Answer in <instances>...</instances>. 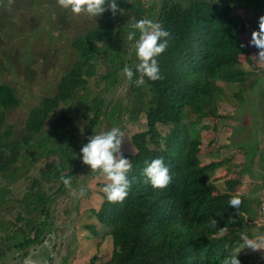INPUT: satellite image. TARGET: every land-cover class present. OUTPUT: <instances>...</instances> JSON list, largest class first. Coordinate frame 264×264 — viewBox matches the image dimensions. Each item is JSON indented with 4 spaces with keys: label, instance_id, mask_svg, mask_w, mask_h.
<instances>
[{
    "label": "trees",
    "instance_id": "1",
    "mask_svg": "<svg viewBox=\"0 0 264 264\" xmlns=\"http://www.w3.org/2000/svg\"><path fill=\"white\" fill-rule=\"evenodd\" d=\"M222 1L162 0L156 8H147L136 0H118L121 12L113 16L106 11L93 28L71 42L76 54L74 64L59 79L55 94L29 111L27 135L22 142L13 139L11 127L2 129L5 111L13 109L18 101L12 86L0 84V179L6 182L0 187V206L8 202L7 184L31 166L27 167L26 161L31 157V163L56 159L41 171L42 179L55 183L56 189L48 186V191H54L43 192L36 178L25 194V216L16 218L24 222L25 229H16L17 236L8 242L15 264L23 262L32 249L55 232V203L73 194L61 176L70 177L73 189L78 190L80 172L91 179L99 174L82 163L81 148L104 124L105 131L119 127L134 147L132 153H122L132 163L128 174L132 185L123 203H109L102 191L106 183L97 184L100 202L89 211L107 229L104 237L111 250L109 254L102 250L92 255L88 264H221L238 251L242 232L253 237L246 199L236 192L239 175L224 181L222 188L212 180L215 171L229 164L233 154L223 156L216 151V159L212 156L200 162L203 147L197 134L208 130L204 121L209 117L233 120L232 114L217 113L222 94L219 83L239 85L233 96L240 98L254 89L259 78L239 61L244 56L245 64H254L244 16L240 12L233 15V6ZM235 3L253 13L250 26L258 31L264 0ZM145 12L171 37L166 51L157 58L162 79L152 82L145 78V84L137 87L123 73L124 66L135 71L139 62L136 51L126 58L120 36L125 20L132 16L138 21ZM100 64L103 70L97 68ZM89 79L98 86L96 91L88 88ZM121 86L125 87V103L114 99ZM58 109L57 116L45 127L51 113ZM185 117H189L187 123ZM78 118L81 123H77ZM211 127L216 132L215 126ZM227 148V144L221 145V152ZM158 158H163L172 176L163 190L153 189L142 175L146 165ZM233 196L242 200L239 210L229 207ZM229 217L236 223L228 224ZM210 219L217 221V228L208 227ZM7 222L3 220L2 225ZM225 226L227 231L219 235V229ZM85 227L96 234L94 225ZM242 251L237 257L241 264H264ZM48 262L51 264V259Z\"/></svg>",
    "mask_w": 264,
    "mask_h": 264
},
{
    "label": "rangeland",
    "instance_id": "2",
    "mask_svg": "<svg viewBox=\"0 0 264 264\" xmlns=\"http://www.w3.org/2000/svg\"><path fill=\"white\" fill-rule=\"evenodd\" d=\"M136 1L146 4L144 7L156 8L162 0ZM221 3H230L233 6V15L237 12L243 14V20L249 29L248 35H251L254 31L253 25L250 26L253 13L237 6L235 0H223ZM149 15L145 12L141 19H151ZM97 18L94 21L85 16L73 17L70 12L58 6L57 0H14L10 10L8 0H0V84L6 83L12 86L18 101L13 109L5 111L2 129L11 127L15 136L13 139L22 142L21 139L27 135L25 122L29 111L46 97L55 94L59 79L70 71L75 61L76 54L71 42L93 28L98 22ZM128 19L130 20L127 22L125 20L121 27L123 33L120 36V43L127 53L126 58L136 51L135 40H127L128 33L133 30L131 25L136 21L132 16ZM248 49L254 64H245L244 56H240L239 61L244 69L259 74L257 84L252 91L243 94L240 98H234L233 95L239 89V85L219 83L222 94L221 101L217 105V113L232 114L233 120L231 122L228 119L209 117L204 121L209 125L208 130L201 131L197 137L203 147L200 156L202 163L207 162L212 156H217L216 151L223 156L233 154L230 163L218 168L212 180L222 188L224 181L239 175L240 183L236 192L246 199L251 217L250 224H253L252 238H255L262 234L259 204L264 198V62L255 58L258 50L254 46L248 43ZM253 67L255 70L251 69ZM97 68L103 70L102 64ZM95 85L92 79L88 80L89 89L96 91L98 86ZM115 93V100L125 99V87H119ZM123 102L125 103V100ZM59 111L60 109L51 113L45 127H48ZM76 121L81 123L82 119L78 118ZM184 121L187 123L189 117H185ZM104 125L107 127L106 124ZM212 125L215 126L216 132H213ZM104 127L98 130L97 134L104 132ZM108 130L110 129L107 128ZM223 144H227L228 148L222 149L221 152L220 147ZM133 151V145L125 138L121 152ZM31 161L32 157L26 161L27 167L31 166L26 167L21 176L7 184L9 185V194L6 198L8 202L0 206V264L16 263L15 254L9 248L11 244L8 242L11 241L12 236H17L14 234L16 229L21 231L25 229L24 222L21 220L17 222L16 218L25 216L22 210L26 204L23 201L26 199V192L30 191L33 179L40 180L42 191L47 194H51L56 189L55 183L45 182L41 177V171L50 164L56 163V159L42 158L38 162L31 163ZM79 175L81 177L79 185L80 188L85 189V195L74 198L72 194L57 200L55 214L58 225L55 232L50 234L37 249H32L31 255L19 264H48L50 259L51 264H88L89 258L97 252L103 250L110 253V242L104 237L107 229L100 225L89 211L90 208H97L100 202L98 194L100 188L97 184H105L108 181L100 174L94 179L88 174L85 176L84 172H80ZM5 184L6 182L0 179V187ZM48 186H52L54 190L48 191ZM3 220L8 221L9 224L2 225ZM8 225L12 228L9 226L8 229ZM84 225H94L96 234L92 235ZM242 252L250 253L256 260L264 262V251L253 252L245 249Z\"/></svg>",
    "mask_w": 264,
    "mask_h": 264
},
{
    "label": "clouds",
    "instance_id": "3",
    "mask_svg": "<svg viewBox=\"0 0 264 264\" xmlns=\"http://www.w3.org/2000/svg\"><path fill=\"white\" fill-rule=\"evenodd\" d=\"M13 4L14 0H8L9 10ZM57 4L63 10L70 12L73 17L85 16L94 21L106 11H110L113 16L122 11L118 0H57ZM258 24L259 30L252 32L249 44L258 50L255 58L264 62V16L259 18ZM131 27L133 31L128 33L127 40H135L136 57L139 62L135 66V71L124 66L123 73L128 82L134 81L137 87H141L145 84V78L152 82L162 79L157 58L166 51L171 34L164 30L160 23L151 19H140ZM137 33H139L138 38ZM134 77H136L135 80ZM125 138L124 131L119 127H112L108 131L89 137L88 142L81 148L82 163L89 166L91 172H98L108 181L102 191L106 194L109 203H123L132 185V181L128 178L132 163L124 158L121 152ZM142 175L153 189L163 190L172 181L170 169L163 158L154 159L147 164ZM61 181L77 198L85 195L83 187L79 190L73 189L70 177L61 176ZM228 204L229 207L239 210L242 200L239 196H233ZM234 223L236 220L229 217L228 224ZM208 227L217 228V221L210 219ZM226 231L225 226L219 229L218 234L222 236ZM240 241L242 243H238L236 254L225 257L221 264H241L237 257L245 249L253 252L264 251V234L249 238L242 232Z\"/></svg>",
    "mask_w": 264,
    "mask_h": 264
},
{
    "label": "built area",
    "instance_id": "4",
    "mask_svg": "<svg viewBox=\"0 0 264 264\" xmlns=\"http://www.w3.org/2000/svg\"><path fill=\"white\" fill-rule=\"evenodd\" d=\"M259 219H260V229L262 234H264V198L259 204Z\"/></svg>",
    "mask_w": 264,
    "mask_h": 264
},
{
    "label": "crops",
    "instance_id": "5",
    "mask_svg": "<svg viewBox=\"0 0 264 264\" xmlns=\"http://www.w3.org/2000/svg\"><path fill=\"white\" fill-rule=\"evenodd\" d=\"M238 189V188H237Z\"/></svg>",
    "mask_w": 264,
    "mask_h": 264
}]
</instances>
